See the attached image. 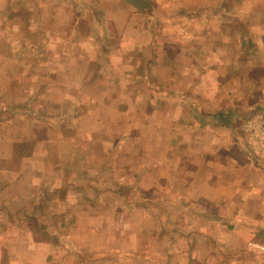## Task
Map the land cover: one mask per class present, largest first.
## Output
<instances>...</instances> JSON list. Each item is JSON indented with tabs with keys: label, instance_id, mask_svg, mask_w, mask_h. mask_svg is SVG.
Wrapping results in <instances>:
<instances>
[{
	"label": "crops",
	"instance_id": "1",
	"mask_svg": "<svg viewBox=\"0 0 264 264\" xmlns=\"http://www.w3.org/2000/svg\"><path fill=\"white\" fill-rule=\"evenodd\" d=\"M0 20V69L1 41L11 53L29 47L22 22L40 29L23 35L55 41L42 85L25 84L41 61L17 60L28 66L20 78L0 74L16 89L0 116L14 93L49 95L56 110L94 103L105 126L132 133L118 147H150L75 154L67 169L60 158L49 174L48 153L0 135V169H25L0 173V264H264L253 247H264V161L243 130L264 115V0H0ZM43 179L36 202H10Z\"/></svg>",
	"mask_w": 264,
	"mask_h": 264
},
{
	"label": "rangeland",
	"instance_id": "2",
	"mask_svg": "<svg viewBox=\"0 0 264 264\" xmlns=\"http://www.w3.org/2000/svg\"><path fill=\"white\" fill-rule=\"evenodd\" d=\"M31 8L33 9L31 10V12H33L34 17H37V15L35 14L36 8L33 6ZM27 9L28 7L26 6V11ZM23 11V6H20L18 8V11H15L14 15H18V17L23 16ZM4 13L5 11L3 12V14ZM38 23V20L28 21V25H30L31 27L28 30L25 29V26L23 27L24 22H22L18 30L19 38L21 37L22 39L25 36V38H23L24 42H26L25 45L28 44L29 47H27V49H31V51L25 48V51L23 53L21 52V54L17 52L11 53L10 51H5V40L1 41L2 47L4 49V54L2 55V58H4L3 61H5L4 63H2V67L0 69V74L2 77L6 78V75H11L13 78H16L18 76L20 78L24 67L15 66L17 64V60H19L21 63H27L26 61L28 60V63H30L31 65H36L39 61H41L44 63L43 67L41 66L42 68L34 70L32 74L29 75V72L26 71L28 70V66L24 71H26V76H30V78L25 82V84H33L32 86H35L36 84V87H38V85H42L43 82L38 79V76L39 74L44 76L43 72L45 70V66L49 67V62L51 63V61L55 59V55L52 54V49H54L55 41L52 36H49V34H47L45 38H42V36L38 37V35H23L24 32L28 33V31L31 33L35 32V30L39 32L40 29ZM1 29L2 26H0V33ZM39 43L40 45L41 43H44L43 48L39 45ZM40 47L42 48V50H40ZM34 49H38V51H33ZM14 58V65L7 64V62H11ZM3 64H5L6 66H4ZM66 66V62L61 64V67L68 71L69 67ZM1 86L0 106L3 105V99L5 96L4 93H7V91H9L10 89H12L13 91L16 90L14 89L13 85H11L13 87L9 88V90H7V86ZM16 94L17 93L10 94L13 95L12 99H9L4 102L7 103L8 112L7 115L3 113L4 115L0 116V120H2L3 125L7 128H5L4 131L0 132V135H2L1 138L4 135H8L4 137V140H12L10 136L14 135L16 139L18 138L22 140L24 137L25 140L21 143L28 146H32L31 152L33 150L37 158H39L40 155L46 156L48 153L47 162L49 163L50 167L48 166L47 170L49 174L53 173L56 167H59V163H57V161L60 158L63 159L62 165L60 167H62V169H67V163H71L70 159L75 154H77V156L75 157H79L78 160H80V157L86 159V156L88 154H93L96 156L99 153V155H102L103 153L109 154L111 152V155L120 156V154L124 155L126 152H128L127 155L135 156L145 154V151H150V147L134 148L132 143L128 147H124L123 149L118 147V139L120 137L129 138L132 133L125 128L117 127L116 129L114 128L115 125L112 128H108L107 126H105L102 117L105 108L102 105H97L94 103L85 105L82 102L79 103L78 100L67 99L65 100L66 104L63 105L62 109L56 110L55 107H51L49 104V95H43V98H41L40 95H33L32 97L29 96L26 100H23V102H18L15 99ZM255 112L258 111L256 110ZM246 117L247 116L243 117V119H245ZM46 133L48 134V136ZM104 138H107V143L104 142ZM34 140L37 141L35 142ZM111 143L113 144V146L107 148V146ZM113 147H115V149ZM2 151L0 154H2ZM35 162H32L31 164H34ZM0 163L2 162L0 161ZM79 164H81L80 166H88L86 163L83 165L82 162H80ZM14 166L15 167L11 169H0V173H3L1 175H4L5 177L9 175L18 177L20 173L25 170L22 165L18 164ZM5 167L7 166L5 165ZM32 167L33 166H31V168ZM18 178H20V176ZM49 178L50 179L48 180H52L53 176L51 175ZM4 179L6 180L7 178ZM25 181L27 180L24 179L23 182ZM14 182V185H16L18 188L20 184L16 180H14ZM43 185L44 179L41 180L40 187L39 185L34 186L33 183H23L21 190H24L26 192V195L28 194L27 191L30 192V197H23L22 195L16 193L11 196L10 202L13 201L12 204L16 206L20 205L25 200H29L28 202H34L35 197H38V193L40 192V190H43ZM3 199H5V197ZM36 201L37 200H35V202Z\"/></svg>",
	"mask_w": 264,
	"mask_h": 264
},
{
	"label": "built area",
	"instance_id": "3",
	"mask_svg": "<svg viewBox=\"0 0 264 264\" xmlns=\"http://www.w3.org/2000/svg\"><path fill=\"white\" fill-rule=\"evenodd\" d=\"M247 135L248 150L257 159L264 161V115L251 117L243 127ZM253 247L264 251V247L253 244Z\"/></svg>",
	"mask_w": 264,
	"mask_h": 264
},
{
	"label": "water",
	"instance_id": "4",
	"mask_svg": "<svg viewBox=\"0 0 264 264\" xmlns=\"http://www.w3.org/2000/svg\"><path fill=\"white\" fill-rule=\"evenodd\" d=\"M131 3H134L136 4L137 3V0H129Z\"/></svg>",
	"mask_w": 264,
	"mask_h": 264
}]
</instances>
